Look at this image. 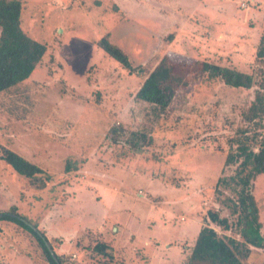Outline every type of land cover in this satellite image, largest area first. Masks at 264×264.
I'll return each instance as SVG.
<instances>
[{"label":"rangeland","instance_id":"obj_1","mask_svg":"<svg viewBox=\"0 0 264 264\" xmlns=\"http://www.w3.org/2000/svg\"><path fill=\"white\" fill-rule=\"evenodd\" d=\"M19 1L23 31L46 51L27 78L0 93V146L40 166L45 186L0 159V210L15 205L46 237L52 227L42 212L56 205L69 210L61 221L77 226L78 236L61 252L64 264H185L190 228L203 224L207 209L227 213L215 183L233 171L234 164L224 165L229 140L244 125L240 113L264 65L255 58L264 0ZM104 34L128 55L132 70L99 47ZM163 55L253 73L256 84L235 88L203 75L153 118L135 93ZM117 123L152 142L123 155L121 144L106 137ZM66 159L77 169L64 171ZM106 187L113 194L107 191L104 208L86 198L99 200ZM253 195L264 234V173L253 180ZM48 240L54 251L61 246L59 237ZM96 241L112 246L111 259L93 250ZM0 264L49 262L30 231L0 220ZM245 264H264V248L251 246Z\"/></svg>","mask_w":264,"mask_h":264},{"label":"trees","instance_id":"obj_2","mask_svg":"<svg viewBox=\"0 0 264 264\" xmlns=\"http://www.w3.org/2000/svg\"><path fill=\"white\" fill-rule=\"evenodd\" d=\"M21 9L19 0H0V93L27 78L46 51L43 42L31 38L23 31ZM97 44L123 68L132 70L128 55L110 41L109 34L102 35ZM255 58L264 63V34L259 39ZM179 60H182L180 66L185 70L182 74L176 70ZM179 60L163 55L135 93L136 99L150 104L149 114L153 118H159L161 114L168 112L176 102L179 89L187 87L203 75L218 78L225 85L235 88L248 89L256 84L253 73L206 60ZM258 72L260 79L254 97L240 113L244 125L237 127L230 138V150L224 159L225 166L234 164L233 171L230 175L221 174L215 183L217 201L227 208V213L221 214L219 207L207 209L202 218L203 224L192 244L188 245L185 264H245L251 253V246L264 248V234L260 231L261 222L253 195V180L264 173V65L259 66ZM106 137L110 142L120 143V151L125 156L130 152L141 151L152 142L147 133L129 130L120 123L112 125ZM0 159L20 176L31 179V184H36L39 188L45 186V181L39 179L44 170L24 156L0 146ZM74 169H77V162L66 159L64 171ZM49 177L46 175L45 179ZM0 220L13 221L30 231L42 247L49 264H58L45 244L46 241L53 250L52 242L38 230L35 221L18 213L15 205L5 211L0 210ZM226 232H234L237 237L227 235ZM93 250L112 258V246L107 242L96 241ZM55 255L59 263L64 264L61 256L57 253Z\"/></svg>","mask_w":264,"mask_h":264},{"label":"crops","instance_id":"obj_3","mask_svg":"<svg viewBox=\"0 0 264 264\" xmlns=\"http://www.w3.org/2000/svg\"><path fill=\"white\" fill-rule=\"evenodd\" d=\"M259 1V0H258ZM261 1V0H260ZM27 159H29V157H26ZM69 185H71L70 184V182L69 183H67L66 184V186L68 187ZM99 190H101V198L99 199V200H97V199H95L94 197H86V198H88V201H94L95 202V204L100 208V209H102V208H104V206L106 205V200H104L105 198H106V194H107V191L109 190V192L111 193V194H113L112 193V191H111V188H108V187H106V188H100ZM39 197H41V196H39ZM42 198V197H41ZM41 198L39 199V200H41ZM80 198V197H79ZM90 198V199H89ZM94 198V199H93ZM78 199L76 198V200H72L71 202H76ZM71 202H69L68 204H70ZM93 202V203H94ZM68 204H67V206H68ZM60 206H62V204H60ZM102 206V207H101ZM52 207V206H51ZM53 207H55V210H53ZM51 209H47V210H45V211H43L42 212V216H43V219L46 221V219L51 223V227L52 228H50V227H47L48 228V234H46L47 235V237L49 238V239H51L52 237L53 238H57V237H59V239H61L62 240V242H61V246L58 248V249H56V251H54V248H53V251H54V253L56 252V253H58V255H61L62 253L61 252H63L64 250H65V247L67 248V246L69 245V241L72 239H74L76 236H78V232H77V226L76 227H73V225H71V221H69V222H66V221H68L66 218H68V217H62L63 215H66V214H68L69 213V210H67V209H62V207H59V208H57L58 207V205H56V206H53ZM57 208V209H56ZM104 215V217H103V220H105L108 216H107V214H103ZM186 217V216H185ZM185 217H183V220H185ZM66 220V221H64L63 223H62V221L61 220ZM196 220H198V219H196ZM56 223H58V226H56ZM42 225V224H41ZM200 225V224H199ZM60 226V227H59ZM40 228L42 227V226H39ZM175 228V227H174ZM194 228V227H193ZM198 228V227H197ZM197 228H194V229H192V227L190 228V231L191 230H193V232H192V236H193V240H194V238H195V236H196V234H197V232H198V230H199V228L197 229ZM187 231L186 230V228H180V232L181 233H186L185 231ZM179 231H177V233H178ZM49 233H50V236H49ZM61 237V238H60ZM136 237V236H135ZM193 242V241H192ZM192 244V243H191ZM191 244H189V245H191ZM186 256H187V254H186Z\"/></svg>","mask_w":264,"mask_h":264},{"label":"water","instance_id":"obj_4","mask_svg":"<svg viewBox=\"0 0 264 264\" xmlns=\"http://www.w3.org/2000/svg\"><path fill=\"white\" fill-rule=\"evenodd\" d=\"M33 229H35V227L33 226V225H31V224H29ZM38 233H39V231H38ZM40 234V233H39ZM45 244L47 245V248H48V250L50 251V253H51V255H52V257L56 260V262L58 263V264H61V263H59V261L57 260V257H56V255H55V253H54V251L51 249V247L49 246V244L45 241Z\"/></svg>","mask_w":264,"mask_h":264}]
</instances>
